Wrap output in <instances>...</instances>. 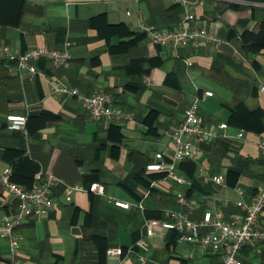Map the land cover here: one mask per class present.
<instances>
[{"label": "crops", "instance_id": "crops-1", "mask_svg": "<svg viewBox=\"0 0 264 264\" xmlns=\"http://www.w3.org/2000/svg\"><path fill=\"white\" fill-rule=\"evenodd\" d=\"M191 12L220 44L171 50L139 32L141 25L176 27L182 17L176 0H0V48L61 50L71 43L69 63L60 69L34 61L30 76L0 63V175L9 169L11 180L26 188L38 172L60 181L56 208L15 230L17 264H140L133 249L140 240L148 243L146 264H223L224 252L178 242L171 231L157 227L148 238L145 223L179 210L178 193L191 203V220L222 203L228 218L233 203H250L264 181V152L256 145L264 139V45L256 52L243 48L245 35L264 44V0H203ZM54 85L85 94L103 90L127 117L91 121L78 98L54 95ZM194 102L205 123L243 131L245 142H198L195 167H176L188 187L151 178L146 165L156 154L172 161L170 135ZM9 117H25V128L11 130ZM199 167L223 176L225 185L204 183ZM92 183L104 186L106 199L73 190ZM4 198L0 188V221L16 212ZM115 248L120 256H108ZM237 258L264 264V243L243 248ZM0 264H11L2 237Z\"/></svg>", "mask_w": 264, "mask_h": 264}, {"label": "built area", "instance_id": "built-area-1", "mask_svg": "<svg viewBox=\"0 0 264 264\" xmlns=\"http://www.w3.org/2000/svg\"><path fill=\"white\" fill-rule=\"evenodd\" d=\"M203 0H176L182 8V17L176 27L156 29L151 26L141 25L139 32L142 33L150 43L171 50L192 48L197 49L202 44L218 45L221 43L213 33L205 30L196 23V17L191 12V7ZM228 1L235 0H212ZM71 43L65 41L61 50H49L46 47L33 48L24 52L11 50L8 47L0 48V63L12 65L17 71L27 72L30 76L36 74L31 63L34 61H48L55 69L66 67L69 63V48ZM190 65V63H188ZM264 92V86L260 88ZM52 92L57 96L67 98L76 97L83 106L91 121H120L127 117L126 114L114 104L113 98L103 90L91 94L80 93L76 89L52 86ZM211 93H205L211 97ZM11 130L21 131L25 128V117L7 118ZM173 144V158L170 163H165L161 154L155 155V161L146 165L147 172H165V177L173 183L181 186H190V182L179 176L176 167L179 163L197 157L196 144L198 142L210 143L213 141H235L244 143L243 131L230 132L226 123H205L197 115V102L184 110L181 124L170 135ZM259 150L264 152V139L256 143ZM199 175L204 183H213L223 186L226 181L221 175H210L206 169L199 167ZM10 170L0 175V188L5 194L3 204L12 201L16 212L11 217H5L0 221V237L8 240L11 264H17L16 254L18 252L20 237L15 230L26 220H37L43 218L56 208L55 191L60 181L53 174L38 172L29 188L14 183L10 178ZM75 191H86L98 197L106 199L104 186L92 183L88 188L73 187ZM67 194L70 191H66ZM69 200V197L66 198ZM176 203L179 210H166L163 212V220L147 221L145 223L146 236H153L155 228L172 231L177 234L178 242L196 245L202 250L212 252H224L223 264H242L237 258L240 251L245 248H253L264 243V228L259 227V221L264 215V181H262L250 203L243 200L233 203L235 212L228 218L224 216L222 206L216 205L212 211H206L200 221L190 219L192 211L191 203L184 193L176 195ZM115 207L128 209L129 204L113 201ZM142 209L140 205H137ZM208 232L201 234V230ZM138 250L137 259L140 264H146L145 253L148 243L140 240L134 243L133 249ZM120 248L108 249V256L118 257Z\"/></svg>", "mask_w": 264, "mask_h": 264}, {"label": "trees", "instance_id": "trees-1", "mask_svg": "<svg viewBox=\"0 0 264 264\" xmlns=\"http://www.w3.org/2000/svg\"><path fill=\"white\" fill-rule=\"evenodd\" d=\"M244 37H245V41L243 42V48H245L251 52H256L261 46L264 45V44H258L257 42H255V40H252L253 38L251 35H245V36H243V39H244ZM248 39L252 40L254 43H250V42L248 43ZM183 163L184 164L187 163L188 165H190V167H193V168L196 165L194 163V161H191V160L183 161ZM149 173H150L151 178H154V179L161 178V177L166 175L165 172H149ZM172 233H173L174 239L177 240V234L175 232H172Z\"/></svg>", "mask_w": 264, "mask_h": 264}]
</instances>
